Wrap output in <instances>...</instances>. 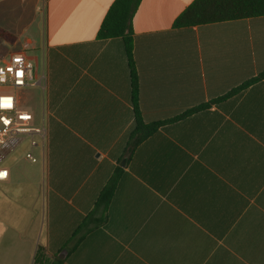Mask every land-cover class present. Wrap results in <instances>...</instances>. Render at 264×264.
<instances>
[{
	"label": "crops",
	"instance_id": "crops-1",
	"mask_svg": "<svg viewBox=\"0 0 264 264\" xmlns=\"http://www.w3.org/2000/svg\"><path fill=\"white\" fill-rule=\"evenodd\" d=\"M115 1L0 0V27L16 38L1 39V62L21 51L33 63L41 119L33 114L46 131L44 145L32 146L40 167L23 176L15 156L0 182L8 264H33L39 246L50 256L67 249L63 264H264V79L160 127L120 166L135 124L130 69L123 39L98 37ZM193 2L142 0L135 14L146 123L264 71V16L176 28ZM118 167L107 222L70 243Z\"/></svg>",
	"mask_w": 264,
	"mask_h": 264
},
{
	"label": "trees",
	"instance_id": "trees-1",
	"mask_svg": "<svg viewBox=\"0 0 264 264\" xmlns=\"http://www.w3.org/2000/svg\"><path fill=\"white\" fill-rule=\"evenodd\" d=\"M142 0H116L109 9L99 31L100 39L122 38L127 55L131 78V94L135 115V124L128 135L124 158L130 159L136 148L147 138L153 135L158 129L166 124L176 122L182 118L207 110L213 105L237 94L248 88L250 85L264 79V71L258 76L248 80L241 86L233 89L231 92L196 106L183 114L165 120L146 123L140 113L138 105V77L133 58L134 40H133V20ZM264 16V0H194L175 20L176 28L192 27L203 24L224 22L231 20H240L247 18H256ZM0 39L10 44L16 40L15 36L0 27ZM122 168L118 167L108 183L100 192L94 209L84 218L82 223L73 233L70 243L78 244L84 234L92 229L103 226L108 219V209L114 196ZM64 261L58 258V255L50 256L42 246L37 248L33 264H63Z\"/></svg>",
	"mask_w": 264,
	"mask_h": 264
},
{
	"label": "built area",
	"instance_id": "built-area-1",
	"mask_svg": "<svg viewBox=\"0 0 264 264\" xmlns=\"http://www.w3.org/2000/svg\"><path fill=\"white\" fill-rule=\"evenodd\" d=\"M42 78H35L33 63L25 52L16 51L0 64V182L9 179L10 170L3 167L4 161L26 139L32 146L44 145V125L35 123L32 111L25 109L23 93L31 87L42 86ZM34 137L40 138L37 142ZM26 158L33 163L38 159L31 153Z\"/></svg>",
	"mask_w": 264,
	"mask_h": 264
},
{
	"label": "rangeland",
	"instance_id": "rangeland-1",
	"mask_svg": "<svg viewBox=\"0 0 264 264\" xmlns=\"http://www.w3.org/2000/svg\"><path fill=\"white\" fill-rule=\"evenodd\" d=\"M0 44H3V41L0 39ZM7 48H9V45H6L4 47H0V64H2L1 60L3 59ZM34 90L33 88H29L23 96V101L25 103V109L32 111L35 116L37 117V119H41V114H40V109L39 107H35V105H38V103L40 102V96H41V89H38V91L36 90L35 93V97L31 94V91ZM38 94V96H37ZM34 139L37 142H40V138L38 137H34ZM40 147H36L33 148L31 145V138L26 137V139L18 146L16 152L8 157L6 159V161H4L3 163V167H10V162L13 160V158L15 156H20V163L18 166V171L19 174H22L24 176V170H31L33 167H40ZM28 152H31L37 159H39V162L36 164L31 163L30 161H28V159H26V154ZM20 186H24L21 183H24L23 179H20ZM6 196V191L3 188V186L0 184V199ZM2 202H0L1 205ZM4 203V202H3ZM2 212V209L0 207V213ZM44 214V216H43ZM1 215V214H0ZM39 215H40V227H41V231L43 229V224L45 222V210L43 211V196L40 197V207H39ZM6 229V226L4 225L3 221L1 220L0 217V264H8V261L6 259V249H5V244L1 242V233L3 232V230ZM11 264V263H10Z\"/></svg>",
	"mask_w": 264,
	"mask_h": 264
},
{
	"label": "water",
	"instance_id": "water-1",
	"mask_svg": "<svg viewBox=\"0 0 264 264\" xmlns=\"http://www.w3.org/2000/svg\"><path fill=\"white\" fill-rule=\"evenodd\" d=\"M125 161L126 159L122 160V162L120 163V166H125ZM68 250L67 249H64L62 250L59 254H58V258L60 260H64L66 258V254H67Z\"/></svg>",
	"mask_w": 264,
	"mask_h": 264
}]
</instances>
